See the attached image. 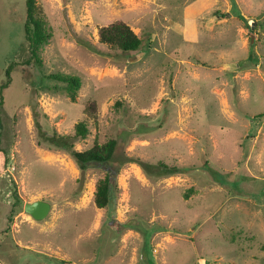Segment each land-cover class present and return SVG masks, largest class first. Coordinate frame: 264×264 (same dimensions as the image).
Here are the masks:
<instances>
[{
	"label": "rangeland",
	"instance_id": "rangeland-1",
	"mask_svg": "<svg viewBox=\"0 0 264 264\" xmlns=\"http://www.w3.org/2000/svg\"><path fill=\"white\" fill-rule=\"evenodd\" d=\"M38 1L53 32L41 66L27 62L25 0H0V85L16 64L0 111V264H264V0ZM117 19L137 50L98 42ZM55 72L80 78L75 101ZM88 98L97 118L75 148L117 146L81 169L39 144L36 118L73 134ZM40 198L51 208L36 220L24 203Z\"/></svg>",
	"mask_w": 264,
	"mask_h": 264
},
{
	"label": "trees",
	"instance_id": "trees-1",
	"mask_svg": "<svg viewBox=\"0 0 264 264\" xmlns=\"http://www.w3.org/2000/svg\"><path fill=\"white\" fill-rule=\"evenodd\" d=\"M26 14L24 19V34L27 48L29 51V60H33L37 65L41 66L42 57L40 50L42 46L49 43L53 32L49 26L44 8L38 0H25ZM219 14V11H217ZM216 13V14H217ZM220 16H226V13H220ZM243 16V15H242ZM244 17V16H243ZM245 18V17H244ZM246 19V18H245ZM98 42L106 44L112 49H119L123 52L137 50L143 39L133 30V28L122 19L114 20L108 24L100 25L98 27ZM15 63H9L5 69V80L0 85V111L3 109L4 89L11 82V71L15 67ZM48 78L62 81L66 83L68 95L75 101L77 91L81 86V81L78 76L69 73L55 72L49 73ZM98 114V104L94 98H88L83 107V118L74 125L73 134L58 133L57 131H50L43 129L37 122V140L39 144H46L49 147L58 148L66 151L76 162L81 169L85 168L86 164L92 161H107L110 160L115 152L117 146L116 138H109L104 142L95 141L91 146L85 149H76L75 142L83 139L89 132L88 121L95 120ZM37 117L38 115L35 114ZM2 123L0 120V130ZM2 132L0 131V144ZM9 161L8 150L0 146V172L5 168ZM207 162V160H205ZM163 169L160 174H174L178 170L177 166H169L160 164ZM110 183L111 177L106 174L99 178L96 183L94 192V202L97 207H105L110 201ZM189 190H192L190 187ZM189 191L185 192L187 195Z\"/></svg>",
	"mask_w": 264,
	"mask_h": 264
},
{
	"label": "water",
	"instance_id": "water-1",
	"mask_svg": "<svg viewBox=\"0 0 264 264\" xmlns=\"http://www.w3.org/2000/svg\"><path fill=\"white\" fill-rule=\"evenodd\" d=\"M50 208L51 203L41 198L24 203V210L36 220L45 218Z\"/></svg>",
	"mask_w": 264,
	"mask_h": 264
}]
</instances>
